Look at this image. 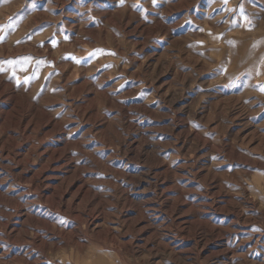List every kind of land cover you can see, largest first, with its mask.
Here are the masks:
<instances>
[{"label": "rangeland", "instance_id": "374dc122", "mask_svg": "<svg viewBox=\"0 0 264 264\" xmlns=\"http://www.w3.org/2000/svg\"><path fill=\"white\" fill-rule=\"evenodd\" d=\"M0 264H264V0H0Z\"/></svg>", "mask_w": 264, "mask_h": 264}]
</instances>
